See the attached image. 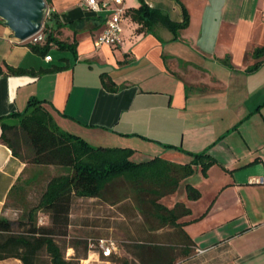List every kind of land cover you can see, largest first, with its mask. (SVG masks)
Segmentation results:
<instances>
[{"label":"crops","instance_id":"crops-1","mask_svg":"<svg viewBox=\"0 0 264 264\" xmlns=\"http://www.w3.org/2000/svg\"><path fill=\"white\" fill-rule=\"evenodd\" d=\"M140 1L124 5L136 8ZM142 1L174 22L182 21L184 6L188 25L176 38L161 23L143 33L127 15L121 45L95 48L104 13L86 11L82 0H51L48 9L65 24L47 21L54 37L76 46L75 52L50 48L46 61L0 20V65L28 71L0 74V117L24 111L34 98L64 131L93 146L130 148L134 162L159 157L182 165L192 161L189 153L207 150L215 162L206 175L192 164L193 172L159 199L167 208L183 203L189 209L177 218L180 226L150 227L130 197H75L68 231L110 229L117 218L128 227L124 239L171 250V264H264V56L252 55L264 45V0ZM257 60L260 66L248 71ZM54 65L68 66L48 71ZM62 171L25 163L0 141V216H22ZM186 185L199 191L198 199L187 198ZM36 223L48 226V214L38 211ZM73 251L67 247L66 257ZM118 256V250L110 257L89 251L81 264H119Z\"/></svg>","mask_w":264,"mask_h":264},{"label":"trees","instance_id":"trees-1","mask_svg":"<svg viewBox=\"0 0 264 264\" xmlns=\"http://www.w3.org/2000/svg\"><path fill=\"white\" fill-rule=\"evenodd\" d=\"M50 1L46 0L47 3ZM182 10V21L174 22L166 13L141 0L138 7L127 9V15L138 24L137 30L140 32L151 33L154 25L161 23L176 38L178 30L185 28L189 22L184 6ZM48 20H52L57 28L65 25L51 12L44 23L45 43L41 47L30 45L31 49L45 56L50 50L49 44L54 43V52H75V41L66 43L54 37V27L48 25ZM252 55L256 59L263 57L264 45L255 48ZM261 62L257 60L248 71L257 69ZM67 66L54 65L48 71L62 70ZM4 68L0 65V74L28 72L6 64ZM110 83L103 80L107 89H113ZM0 141L25 163L40 167L53 165L63 169L46 181L35 203L22 216L16 220L0 216V260L17 258L22 264H79V257H66L63 249L87 242L65 240L63 246L57 239L68 238L69 213L75 197L118 196L113 201L130 197L150 227L180 226L176 223L177 218L187 215L189 209L183 203L167 208L159 199L174 192L178 183L193 172L192 164H199L202 174L206 175V170L215 162L207 150L189 153L192 161L182 165L159 157L134 162L130 148L93 146L80 136L64 131L54 122L41 101L34 98L28 101L24 111L0 117ZM116 182L126 185L128 191L110 192L109 188ZM186 194L191 200L200 196L199 191L191 185H186ZM38 211L48 214V226L37 225ZM133 247L139 264H171L175 260L173 252L165 248L144 244ZM184 252L185 249L182 254Z\"/></svg>","mask_w":264,"mask_h":264},{"label":"built area","instance_id":"built-area-1","mask_svg":"<svg viewBox=\"0 0 264 264\" xmlns=\"http://www.w3.org/2000/svg\"><path fill=\"white\" fill-rule=\"evenodd\" d=\"M82 4L86 11L95 15L104 13L105 27L102 33L97 36L93 45L95 48H99L102 45L119 46L122 43V22L127 16V8L124 5V0H82ZM51 11L47 8L45 13L42 29L37 33L30 36L24 42L29 45H43L46 41V35L43 31L44 23L49 18ZM50 48L56 47L54 43L49 44ZM46 61L51 60V55L46 54L44 56ZM255 183H260L262 180L254 179ZM90 247L95 246L96 251L100 253L102 257H110L118 250L117 243L106 237H99L94 243H89ZM197 252H203V250L197 249Z\"/></svg>","mask_w":264,"mask_h":264},{"label":"rangeland","instance_id":"rangeland-1","mask_svg":"<svg viewBox=\"0 0 264 264\" xmlns=\"http://www.w3.org/2000/svg\"><path fill=\"white\" fill-rule=\"evenodd\" d=\"M44 29V28H43ZM110 192L114 190H120V191H128V188L126 185H122L120 182L114 183L110 188ZM116 197L118 196H111V195H104L101 198L107 201H113L114 199H117ZM33 202L32 204H34ZM81 208L80 204L75 205V214L79 212V209ZM115 219V223H117V227H113L110 229L107 228H83V227H73L70 229V232L68 231L69 237L68 238H63V237H58L57 239L59 240L60 244L64 246V241L65 240H76L80 239L82 241H86L87 243H81L73 247V256L72 257H79V264L82 263L81 260L86 259L88 257L89 251H96V247H90L88 243H94L97 238L99 237H112L113 240L117 243L118 245V251H119V256L117 258L119 264H139L138 260L135 257V249H134V243L130 242L128 239H124L122 235H124L125 231L128 229V227L121 223L119 219L117 218H112ZM106 230V231H105ZM105 231L106 234H102V232ZM113 235H116V237H113ZM66 248L64 247L63 253L64 256H66Z\"/></svg>","mask_w":264,"mask_h":264},{"label":"water","instance_id":"water-1","mask_svg":"<svg viewBox=\"0 0 264 264\" xmlns=\"http://www.w3.org/2000/svg\"><path fill=\"white\" fill-rule=\"evenodd\" d=\"M46 0H0V20L13 37L25 41L42 29Z\"/></svg>","mask_w":264,"mask_h":264}]
</instances>
